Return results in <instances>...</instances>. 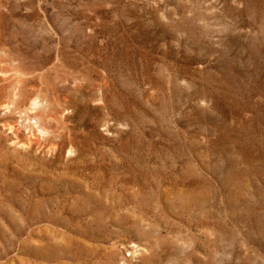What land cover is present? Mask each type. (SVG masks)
Wrapping results in <instances>:
<instances>
[{
    "label": "rangeland",
    "instance_id": "1",
    "mask_svg": "<svg viewBox=\"0 0 264 264\" xmlns=\"http://www.w3.org/2000/svg\"><path fill=\"white\" fill-rule=\"evenodd\" d=\"M0 264H264V0H0Z\"/></svg>",
    "mask_w": 264,
    "mask_h": 264
},
{
    "label": "clouds",
    "instance_id": "2",
    "mask_svg": "<svg viewBox=\"0 0 264 264\" xmlns=\"http://www.w3.org/2000/svg\"><path fill=\"white\" fill-rule=\"evenodd\" d=\"M33 105H34L35 107H39V106H40V105H39V102H38V99L33 101ZM100 131H101L102 133L105 132L104 128H101ZM41 134H42V135H47L48 133H46V132H42ZM106 134H107V133H106Z\"/></svg>",
    "mask_w": 264,
    "mask_h": 264
}]
</instances>
